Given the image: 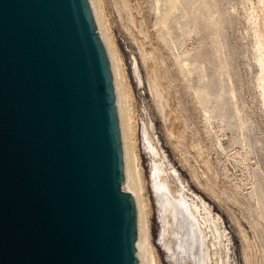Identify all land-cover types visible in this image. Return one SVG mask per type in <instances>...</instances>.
<instances>
[{
  "label": "rangeland",
  "instance_id": "rangeland-1",
  "mask_svg": "<svg viewBox=\"0 0 264 264\" xmlns=\"http://www.w3.org/2000/svg\"><path fill=\"white\" fill-rule=\"evenodd\" d=\"M260 1L94 0L120 87L149 264L203 259L200 234L184 241L191 214L178 207L168 249L152 189L163 178L173 194L200 198L220 218L226 238L212 248L208 241L206 264H264V108L247 18L254 8L264 45Z\"/></svg>",
  "mask_w": 264,
  "mask_h": 264
},
{
  "label": "water",
  "instance_id": "water-1",
  "mask_svg": "<svg viewBox=\"0 0 264 264\" xmlns=\"http://www.w3.org/2000/svg\"><path fill=\"white\" fill-rule=\"evenodd\" d=\"M0 264H149L94 0H0Z\"/></svg>",
  "mask_w": 264,
  "mask_h": 264
},
{
  "label": "bare ground",
  "instance_id": "bare-ground-1",
  "mask_svg": "<svg viewBox=\"0 0 264 264\" xmlns=\"http://www.w3.org/2000/svg\"><path fill=\"white\" fill-rule=\"evenodd\" d=\"M261 4H262V2H261ZM250 10H251V11H249L250 13L249 14L247 13L248 14L247 18H248V22H250V24L253 26L252 32L254 35V49L256 52L255 60H256L257 66H258V75H257L256 80H257V85H258L257 87H259V89H260V97H261L260 100H261L262 106L264 108V45L261 41L260 35L258 33V30H257V23L258 22L256 23V21H258V20H257L256 12H255L254 8H252V7L250 8ZM96 12H97V10H96ZM100 30H101V27H100ZM101 33L103 35L102 31H101ZM103 37H104V40L106 41L104 35H103ZM106 43H107V41H106ZM110 56H111V54H110ZM111 61H112V58H111ZM112 66H113V61H112ZM113 72H114V77H115L114 67H113ZM116 79H117V77L115 78V82H116ZM117 83H116V89L119 87V86L117 87ZM117 96H118V103H119V109H120L118 89H117ZM121 111H122V109H121ZM121 111H120V116H121ZM121 123H122V119H121ZM122 130H123V127H122ZM124 134L125 133L123 132V137H125ZM125 141L126 140L124 138V142ZM125 147H126V145H125ZM155 153L159 154L157 151H155ZM163 173L165 175H168L166 170H164ZM164 174H163V176H164ZM165 178H166V176H165ZM151 179H152V173H151ZM131 182H133V181H131ZM152 189H155V193H156L157 199L159 201L158 206H159L161 214H162V221H163V224H162L163 234L162 235H164V237H165L164 239H167V240L169 239V241H170L169 245H168V249H170V246H171L170 244H172V239H173V235H174L176 207H178V209H182V211H184V217H186V213H188V211H190L191 215L188 219V225H190L189 226V233H186V231H184V241H186V235H188V234H189V236L191 234H193V235H196L197 233L200 234L201 238H200V243H198V245H201V247L203 248V259H202L201 264L202 263L206 264L205 259H207V257H208L207 254H209L208 249H210V246H208V244H209L208 241H210V239L213 238L212 240L214 242L211 243V248H212V246L215 247L216 245H220L222 243V241H224V239L226 238V233L222 227V222H221L220 218L217 217L216 215H213L211 207L209 205H207L205 202H203L200 198L193 196L191 194H188V193L184 192L183 190H181V192H178V194H173L171 192V189L169 188L168 184L164 180V178L162 179V183L158 187L154 188V185H152ZM133 193H134V196H135V199L137 202V196H138L137 194L138 193L135 192L134 188H133ZM178 201H180L182 203H177ZM184 203H186L187 209H186V207H184ZM137 210H138V206H137ZM259 217H260V215H259ZM261 218H263V217H261ZM141 220H142V218H141ZM141 224L142 223L139 224L140 231H142ZM141 235H142V233H141ZM186 245H188V241H186ZM225 245H223V247H225ZM145 246L146 245H144V248L147 249V247H145ZM182 247H184V245H182ZM217 247H221V246H217ZM170 253L173 255L172 249H171ZM189 259L193 260V255H191ZM151 262L149 261V263H151Z\"/></svg>",
  "mask_w": 264,
  "mask_h": 264
}]
</instances>
